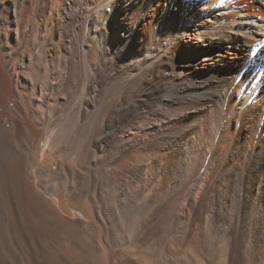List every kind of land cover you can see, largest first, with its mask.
Here are the masks:
<instances>
[{
    "label": "bare ground",
    "instance_id": "1",
    "mask_svg": "<svg viewBox=\"0 0 264 264\" xmlns=\"http://www.w3.org/2000/svg\"><path fill=\"white\" fill-rule=\"evenodd\" d=\"M0 264H264V0H0Z\"/></svg>",
    "mask_w": 264,
    "mask_h": 264
}]
</instances>
